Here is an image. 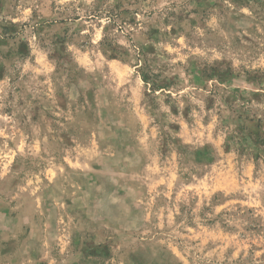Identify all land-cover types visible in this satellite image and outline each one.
I'll return each instance as SVG.
<instances>
[{
	"label": "rangeland",
	"instance_id": "1",
	"mask_svg": "<svg viewBox=\"0 0 264 264\" xmlns=\"http://www.w3.org/2000/svg\"><path fill=\"white\" fill-rule=\"evenodd\" d=\"M0 264H264V0H0Z\"/></svg>",
	"mask_w": 264,
	"mask_h": 264
},
{
	"label": "trees",
	"instance_id": "2",
	"mask_svg": "<svg viewBox=\"0 0 264 264\" xmlns=\"http://www.w3.org/2000/svg\"><path fill=\"white\" fill-rule=\"evenodd\" d=\"M103 48L107 50V52H111L112 55L117 56V53L115 51H110V42L105 39V43L103 44Z\"/></svg>",
	"mask_w": 264,
	"mask_h": 264
}]
</instances>
